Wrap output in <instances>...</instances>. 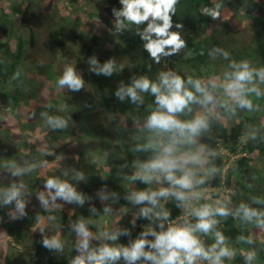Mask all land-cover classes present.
<instances>
[{
	"label": "trees",
	"instance_id": "obj_1",
	"mask_svg": "<svg viewBox=\"0 0 264 264\" xmlns=\"http://www.w3.org/2000/svg\"><path fill=\"white\" fill-rule=\"evenodd\" d=\"M5 1L9 2L12 12L0 6V34L7 36L5 40L0 38V164L3 159L13 161L15 157L18 159L22 157L24 162L16 163L17 167L23 169L27 164L28 169L31 170L27 174L29 181H16L19 176H13L12 170L9 171L8 179L12 182L8 186H1L0 192L10 188L13 184L18 187L23 184L20 197L22 199V194L28 188L34 189L36 185L45 181L38 177L36 170L32 168L38 159L33 154L36 152L35 144L30 147L28 154L19 155L24 147L21 143L24 139L21 135L15 136L2 128V117L6 111L16 107L21 101L38 97L34 93H28V77L23 70V63L28 61L33 54L36 56L39 54L42 58L49 56L50 63L59 62L57 65H61L63 69L72 66L76 74L84 81L83 88L78 91H72L67 87L61 88L58 85L59 91H62V100L60 104L58 101L54 104L62 107L59 109L51 104L40 105L41 107L37 110L40 115L47 118L60 117L66 120L67 124H71L68 126L69 137L74 136L77 127L83 128L84 133L99 140L101 147L106 148L103 161L104 166L108 168L106 173L101 171L99 174L97 166L89 164V158L80 151L75 166L69 170L70 174L59 178L75 188L83 197V203L72 201L77 211L73 214L64 211L56 212L57 217L52 222H44V230L47 234L38 240L37 244H32L29 250H26L24 245L26 237L42 225V218L50 217L54 213L44 208L34 210L24 208L19 224L13 226L8 220L16 203L13 201L5 204L3 197L0 196V217L3 220V229L5 228L6 234L13 240L11 244L14 249H19L17 248L19 245L25 247L21 254L20 264H72L73 260L79 256L77 251H73L70 255L72 258L69 259L60 254L55 255L56 248L45 247L44 239H51L59 231L61 234L69 233L74 240V236L77 235L75 225L81 221L85 223L93 238L95 228L92 220L98 219L99 212L104 211L94 203L93 191L102 187L109 191L115 190L120 194L123 189L105 185L111 184L112 181L120 182L122 174L130 182L128 177L136 171L133 166L134 162H144L154 155L151 151H135V149L137 145L146 143L152 135L145 126H137L136 120L147 119L148 115L155 110V97L150 93H141L143 103L139 101L133 103L128 96H125L123 100L117 97L118 89L121 86H131L133 80L140 77H147L154 82L158 81L160 73L167 71L176 72L185 79L191 76L193 79L202 81L204 75L211 72L223 80L224 73L231 71L229 64L233 61L239 63L242 60H248L254 68L264 67V15L262 17L256 14L252 16L253 10L259 6L258 3H253V0H216V2L213 0H179L176 6L177 11L172 17L171 31H179L187 46L171 56H162L160 62L156 63L143 46L146 41L142 39L141 33L147 26L146 23L137 26L125 21V27L119 32L116 26H113L121 42L118 47L107 51L102 47L101 37L89 36L69 29V23L60 15L58 0H49L46 5H43L41 0H0V3L3 4ZM70 2L75 3V0H70ZM217 3L222 5L220 12L226 9L231 14L230 19L227 21L220 18L213 20L211 16L204 13L205 8L214 7ZM104 4L105 6L102 3L104 8L98 11L99 16H104L105 20L113 25V22H117L113 10L120 11L123 5L120 0H104ZM242 10L251 25L247 29L238 28L234 21ZM15 15L19 17L16 18ZM42 22L45 24L42 25ZM177 23L182 27L177 29L175 27ZM47 26H49L48 30ZM153 38H155L154 35ZM244 38H248V41ZM69 39L71 44H69ZM10 40L14 41L13 45ZM43 42L44 47L46 46L47 50L51 51L50 54L43 53L44 47L41 45ZM216 49L228 52V59L217 53ZM93 58L96 59L98 66H103L109 60L114 61L116 70L111 75L94 71V66L90 63ZM32 59L37 63L35 58ZM37 68V72L42 75L43 82L52 77L51 71H48L49 66L38 64ZM256 84H260L258 79ZM261 92L264 93L262 90ZM213 94L217 104L213 108L214 112L209 114L210 128L199 138L198 143L217 153V156L212 158V163L220 171L199 188H218L221 185L229 187L228 189L232 192L223 198L221 203L226 202L232 213H236L242 203L258 211H264V122L260 118L264 107V96L257 97L254 93L250 94L249 98L254 108L248 110L237 107L234 117L238 121L228 129L221 120L225 109L218 101L219 91L216 89ZM196 108L197 104H193L191 112L185 111L179 114L178 118L185 121L195 118ZM36 113V111L33 112V114ZM96 113H101L108 119L110 129L102 123L99 124L100 120L95 123L99 125L94 124L93 115ZM121 119L125 120V125L122 127L118 126ZM58 131L53 130V132ZM55 138L57 137L48 140V147H53ZM243 138H246L244 143L241 142ZM240 146L241 153L245 155L235 159L223 174L221 149H228L235 154ZM55 153L52 151V155L45 154L44 159L53 161ZM251 154L256 155V160L258 159L261 163L260 167L253 163L252 158L249 157ZM11 161H8V164ZM78 175L83 179H79ZM132 184L133 182L129 184V187ZM45 188L46 185L40 186L38 192L44 191ZM51 192L54 193V190ZM211 195L216 198L219 192H213ZM160 203L171 213L169 219L180 215V210L173 201L163 203L161 199ZM156 210L158 211L159 208ZM217 220L219 222L214 231H220L225 236L227 245H238L243 247L247 253L255 252L256 256L253 261L257 264H264V241L258 238L262 231L261 228L254 223L245 222L236 215H229L227 218L217 217ZM148 222L160 223L155 219ZM190 223H195V219ZM125 229L130 234H121L115 242L98 237L89 243V249H98L105 243L110 246H130L142 232L141 228L132 232L133 224L128 222L121 227L112 228L109 233L123 232ZM241 236L251 237L253 242L249 244L246 240L242 241L239 239ZM204 239L206 247L215 242L213 234L205 236ZM14 258L6 256L5 264H18ZM223 262L225 264H248L245 257L240 254L228 263L226 260Z\"/></svg>",
	"mask_w": 264,
	"mask_h": 264
},
{
	"label": "clouds",
	"instance_id": "obj_2",
	"mask_svg": "<svg viewBox=\"0 0 264 264\" xmlns=\"http://www.w3.org/2000/svg\"><path fill=\"white\" fill-rule=\"evenodd\" d=\"M258 2L259 0H253V3ZM120 3L123 5L122 10H113L117 17V32L125 27V21L137 26L146 23L147 26L141 33L142 39L146 41L143 46L156 63L160 62L162 56H171L187 46L179 31H171L172 17L177 11L176 6L179 0H120ZM221 7L222 5L217 3L214 7L205 8L204 13L211 16L213 20L218 19L221 15ZM175 27L179 29L182 25L177 23ZM216 52L223 55L225 59L229 57V53L221 49H216ZM90 63L94 66V71L106 75H111L116 70L112 60L103 66H98L95 58ZM229 68L231 71L224 73L222 81L213 77L205 83L201 79H193L191 76L185 79L176 72L167 71L160 73L158 81L154 82L147 77H140L134 79L131 86H121L118 89L116 96L121 100L128 96L133 103L137 101L143 103V97L140 94L150 93L155 97L156 104L155 110L148 115L145 122V128L152 135L146 143L137 145L135 149V151H151L154 155L144 162H134L133 166L136 171L128 179L133 182L139 180L144 184L167 183L168 186L156 190L133 191L127 197L137 205H144L147 202V206L140 209L139 224L150 226L140 234L138 239L136 237L130 246H110L105 243L98 249L90 250L91 232L83 221L75 225L76 233L81 238L79 243L81 255L76 257L72 264H115L120 259H123L125 264H136L141 258L144 264H148L149 261L151 264H223L224 258H231L234 255L233 250L228 246L235 245H227L225 236L220 231H214L219 222L217 217L240 216L245 222L254 223L257 227L264 229V211L250 208L243 203L240 204L236 213L230 211L226 202L218 203L216 206L211 204L192 206L193 201L202 198L199 186L213 178L220 169L212 163V158L216 157L217 153L198 143L199 138L210 128L209 114L197 115L187 121L179 119V114L185 111L191 112L193 104L214 108L217 100L213 92L216 89H222L228 98L222 101L220 106L232 114H235L237 107L248 110L254 108L249 98L250 94L254 93L257 97L264 96L256 84L257 79L260 83H264V67L254 68L248 60H242L239 63L231 62ZM57 84L61 88L67 87L72 91H78L83 88L84 81L76 74L72 66H67L58 78ZM47 123L53 129H62L67 125L66 120L60 117H48ZM245 139L243 138L241 142L244 143ZM224 150L226 152H223ZM241 152V146L235 154L228 149H221L223 174L235 159L245 155ZM5 167L12 170L13 176L31 170L30 168H19L15 164H8ZM78 178L83 179L79 175ZM23 187V184L19 187L13 184L10 188L0 192L3 203L10 204L15 201L16 208L21 214L24 213L25 206L20 198ZM46 188L50 192L54 190L51 196L53 202L60 197L69 202L83 203V197L68 182L49 178L46 181ZM170 198H174L171 201L176 203L180 210V215L171 219H169L171 213L160 203L161 199ZM39 199L43 204H48L43 194ZM157 208H159L158 211ZM153 219L160 223L148 222ZM193 219L195 223H190ZM183 220L184 223L179 224ZM132 223L134 229L135 220ZM156 228L160 231H156ZM133 229L132 232H136L137 228L135 231ZM121 234L130 233L127 229L123 232L105 231L101 233V236L105 240L115 242ZM198 234L204 235L203 240ZM209 234L214 235L215 242L206 247L204 238ZM149 235L155 239L148 240ZM239 239L246 240L249 244L253 242L251 237L241 236ZM43 243L47 248L60 249L63 247L56 236L51 239L45 238ZM255 256V252H248L245 260L251 264ZM233 258L226 260L227 263Z\"/></svg>",
	"mask_w": 264,
	"mask_h": 264
},
{
	"label": "rangeland",
	"instance_id": "obj_3",
	"mask_svg": "<svg viewBox=\"0 0 264 264\" xmlns=\"http://www.w3.org/2000/svg\"><path fill=\"white\" fill-rule=\"evenodd\" d=\"M49 0H41L43 5H46ZM216 2V0H213ZM18 2V1H17ZM104 0H75V3L70 2V0H58V8L60 15L62 18L69 23V29L76 32H81L88 34L89 36H99L102 38V47L110 51L116 47H118L119 43L121 42L120 36L118 33L115 32L113 29V26L117 25V22H113V25H110L106 20L104 16H99V9L104 8ZM259 6L258 8L254 9L252 12V16L262 17L264 15V0H259L258 2ZM0 6L3 7L6 11L12 12L10 10L9 2L5 1V3H0ZM97 12V13H93ZM231 14L226 11V9L221 10L220 19L221 20H228L230 19ZM16 18H18V15H15ZM248 18L245 17L244 10L240 11L237 14V19L234 20L235 24L240 29H247L249 28L250 22L247 20ZM48 23V22H47ZM45 23L42 22V25ZM49 29V26H47V30ZM45 30V31H47ZM0 38L2 40H5L7 36L5 34H0ZM245 41H248V38H244ZM11 44H14L13 40H10ZM69 44H71V40L69 39ZM44 47V42L43 44ZM48 48L45 46L43 53L50 54L51 51L47 50ZM37 54V53H36ZM46 58H42L39 54L36 56L33 54L28 61H25L23 63V70L26 76L28 77L27 85H28V93H34L38 97L36 98H28L24 101H21L16 107L9 109L5 112V114L2 117V128L6 132H10L11 134H14L15 136L21 135L22 139H24V142H21L24 147L21 149L20 154L26 155L30 151V147L35 144L36 146V152H34V157L37 159V162L33 164V170H36L37 176L44 179L45 181L36 185L34 189L26 190L22 194V200L24 202V208L30 209H40L44 208L45 210H50L54 213V215L50 217H44L42 218V225L33 230V232L26 237L24 245L26 246V250L30 249V246L32 244H37L36 242L40 240L42 237L47 234L44 230V222H52L55 217H57L56 212L64 211L68 214H73L75 211V205L73 202H69L64 200L63 198L57 197L55 202L52 201L51 196L52 192H50L47 188L44 189V191L38 192V189L40 186L46 185V181L49 178H56L59 179L60 177H63L64 175H69V170L72 169L76 164V159L78 158V154L80 151H82L83 154H85L86 157L89 158V164L96 165L97 166V172H107L108 168L104 166L103 161L105 159V151L106 148L101 147L100 141L96 140L92 137H90L89 134H86L83 132V128L77 127L75 130L74 136L69 137L68 135V126H71V124H67L65 128H56L53 129L51 126L47 123V117L41 116L40 112L37 111L40 105L46 106V105H53L56 108H61V105H55L54 102L58 101V103H61V95L62 91L58 89V76L60 77L63 74L64 69L56 63H50L49 62V56H45ZM35 58V61L37 63L33 62V59ZM38 64H44L46 67L49 66V70L51 71L52 77L45 79L43 82L42 75L37 72ZM217 78L220 80L219 77H217L215 74L209 72L204 75V82L207 83L211 78ZM222 81V80H221ZM257 86L264 91V83L257 84ZM219 91V98L218 101L220 103L226 99H228L222 89H217ZM229 103H233L229 101ZM219 105V103H218ZM37 112L36 114H33V112ZM214 112V109L210 106L203 107L199 104H197V108L195 110V117L197 115H205V114H211ZM104 115L101 113H96L93 115L94 124L99 121V124L102 123L106 125L110 129V124H108V119L106 117H103ZM261 121L264 122V107L262 109V115L260 116ZM146 118L144 119H138L136 120V125L139 127L145 126ZM221 120L227 125L228 129L231 128V125L234 122H237L238 119L234 117V114L224 110L221 116ZM104 122V123H103ZM92 123V122H91ZM95 124V125H99ZM118 126L122 127L125 125V120L121 119L118 122ZM53 130H59L58 132H53ZM55 138L53 147H48V140ZM47 146V147H46ZM52 151H55V155L53 156V161H46L44 159L45 154H51ZM223 152H226L225 150ZM52 155V154H51ZM226 156L227 153H225ZM255 154H251L249 157L252 158L253 163L260 167L261 163L256 160ZM231 161V159H229ZM8 161L11 160H2V163L0 164V188L1 186H8L10 182H12L10 179H8L9 171H11L9 168L5 167V165H8ZM21 161L24 162V159L20 157L19 159L17 157L13 158V161H11V164H15ZM9 163V164H10ZM21 163H19L20 165ZM27 164L24 165L23 169H28ZM30 173V171H29ZM28 171L23 172V174L18 175L19 177L16 179V181L19 180H25L29 181L30 178L27 175ZM120 182L112 181L111 184H106L105 186H109L115 189H123L120 194L116 193L115 190H106L105 188L99 187L96 188L93 191V199L95 200L94 203H96L99 209H103V212H99L100 217L98 219L92 220V225L95 228V234L93 238H90L89 243L93 241L94 239L98 237H102L101 233L109 230L112 228H118L122 225L131 222L135 220V226L133 231H135L136 228H142V232L147 230L150 226L143 224L140 225V209L141 207H144L147 202H145L144 205H137L132 203L129 199H127L128 196L131 195L133 191H140V190H147L152 189L156 190L160 187H167V183H156L153 182L152 184H144L143 182L137 180V181H130L126 179V176L124 174L120 177ZM133 184L129 187V184ZM133 187V189H132ZM130 188V189H129ZM229 187H226L225 185H221L220 187L216 189H210V188H200V193L202 194V198L193 201L192 206L198 207L202 204H211L213 206H216L218 203L222 202L223 198H226L229 193H231V189H228ZM131 190V191H130ZM210 192H219V196L216 198L212 197V193ZM43 194L45 198L48 200V204L45 205L43 202L39 199L40 195ZM174 198H170L168 200H163V202H169ZM123 200V202H122ZM80 209V208H79ZM107 209V211H105ZM22 214L19 213L17 208L15 207L13 213L10 215L9 223L13 226H17L19 224ZM191 216V215H190ZM184 223V220L182 222H179V224ZM133 224V223H132ZM177 224V225H179ZM152 228V227H151ZM156 231L157 228H156ZM141 232V233H142ZM140 233V234H141ZM140 234L136 239L140 237ZM56 237L59 238L61 241L63 247L60 249H56L54 251V254H60L65 256L66 258H72L70 255L73 253V251H77L78 255H81V252L79 250V243H80V237L78 235H75V239L72 240V236L69 233L61 234L56 232L54 234ZM200 238L203 240L204 235L198 234ZM258 238L262 241H264V229L260 232V235ZM135 239V240H136ZM148 240H154L155 237L149 235L147 237ZM105 240V239H104ZM13 240L6 234L5 228L3 229V220L0 217V264H5V257L6 256H12L14 260L20 264V261L22 260L21 254L24 252L25 247L18 246L19 249H14L13 245L11 244ZM231 248L234 252V255L231 258H224V260L229 261L232 259L236 254L241 253L240 255L246 256L247 252L243 247H240L238 245L235 246H228ZM147 250V249H146ZM53 252V250H52ZM48 255V252H47ZM49 255H51L49 253ZM115 264H125L123 259H120L115 262ZM138 264H144L143 258L139 261ZM148 264H151L149 261ZM207 264V263H205ZM223 264H225L223 262ZM252 264H257L253 261Z\"/></svg>",
	"mask_w": 264,
	"mask_h": 264
}]
</instances>
